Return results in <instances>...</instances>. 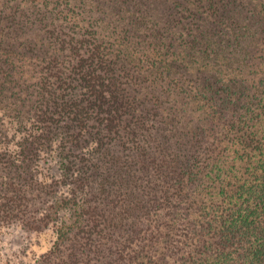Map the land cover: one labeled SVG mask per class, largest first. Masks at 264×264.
I'll return each mask as SVG.
<instances>
[{"label": "trees", "instance_id": "trees-1", "mask_svg": "<svg viewBox=\"0 0 264 264\" xmlns=\"http://www.w3.org/2000/svg\"><path fill=\"white\" fill-rule=\"evenodd\" d=\"M237 2L227 1L231 14L224 20L235 27L237 15L256 22L252 37L259 38L262 52L258 54L247 44L248 55L236 57L227 52L224 61L197 65L203 77L216 75L227 95L213 110L211 107L204 121L198 124L191 119L193 126L185 132L172 125L174 132L169 134L171 130L162 126L157 111L147 110L143 103L137 130H131L135 147L102 136V154L99 148L84 151L91 140L90 127H78L98 119L92 117L94 103L108 99L117 108V104L123 107L118 96L134 97L116 74L108 49L99 37L97 40L95 31H86L80 41L87 54L81 56L77 68L78 86L91 90L94 97L86 99L90 107L77 98L76 89L71 95H62L60 103L52 101L59 85L55 86L51 76L42 77L40 89L46 102L42 114L49 120L38 137L43 139L46 134L51 146L64 135L68 152L80 150L89 158L81 165L75 156L65 161L66 182L71 181L73 189L70 196L58 200L59 209L48 220L64 210L70 215L56 222L54 248L38 264H264V0H258L254 15L243 8V1ZM219 19L224 22L222 15ZM157 33L159 41L138 61L164 70L168 59L162 52L170 51L172 43ZM200 35L210 42V37ZM42 59L46 64L55 61ZM104 67L111 69L109 78ZM160 76L164 80L167 73L161 71ZM214 85L207 83L206 88L212 92ZM179 88L178 93L185 90ZM196 103L202 107L198 99ZM130 123L126 126L132 129ZM140 130L159 140L157 145L147 141L146 146H139L137 141L144 136ZM29 199L42 200L18 185L0 201V221L16 213L26 216L20 204ZM27 224L36 228L34 217Z\"/></svg>", "mask_w": 264, "mask_h": 264}, {"label": "rangeland", "instance_id": "rangeland-1", "mask_svg": "<svg viewBox=\"0 0 264 264\" xmlns=\"http://www.w3.org/2000/svg\"><path fill=\"white\" fill-rule=\"evenodd\" d=\"M227 1L0 0V201L18 185L29 188L33 197L42 198L22 201L26 216L16 213L5 222L0 221V264H38L54 248L56 222L70 215L64 210L48 220L59 209L58 200L70 196L73 189L71 181L66 182L65 161L75 156L81 165L89 158L80 150L68 152L64 135L55 138L51 146L46 134L43 139L38 137L49 120V116L42 114L46 105L40 89L42 77L51 76L55 86L59 85L58 96L52 101L60 103L62 95H71V90L76 89L77 98L90 107L86 99L94 97L91 90L78 86L81 82L77 68L81 56L87 54L80 41L86 31H95L97 40L99 37L108 49V59L115 64L116 74L134 97L118 96L123 107L117 104V108L108 99L103 104L94 103L92 117L94 114L98 119L91 118L78 127H90L91 140L84 145V151L95 152L99 148L102 154V136L124 147H135L136 138L131 130H137L143 103L147 110L157 111L162 126L171 130L169 134L174 132L172 125L185 132L193 121H204L211 107L213 110L227 95L224 83L212 73L203 77L197 65L224 61L222 56L228 57V53L236 57L248 55L247 44H252L258 54L262 52V46L257 45L259 38L252 37L256 22L244 21L242 15L236 16L237 27L225 21L231 14ZM235 1H243L249 15L255 14L253 8L259 9L258 0ZM221 15L224 22L219 19ZM248 23L253 28L245 26ZM158 31L172 43L170 51L162 52L168 59L164 70L163 66L138 61L145 59L143 55L149 46L159 41ZM200 34L210 37V42ZM36 49L42 52L35 53ZM42 57L55 61L46 64ZM103 69L109 78L111 69ZM161 71L167 73L164 80ZM210 82L215 84L212 92L206 88ZM175 85L185 90L178 93L181 89ZM132 98L135 100L131 102ZM69 119L64 116L67 122ZM128 122L134 125L132 129L126 126ZM140 132L144 136L137 141L139 146H146L147 141L154 146L159 142L147 137L144 130ZM31 217L36 220L34 229L27 226Z\"/></svg>", "mask_w": 264, "mask_h": 264}]
</instances>
